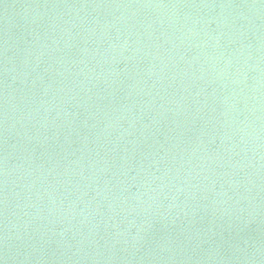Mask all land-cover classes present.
<instances>
[{
    "label": "water",
    "instance_id": "obj_1",
    "mask_svg": "<svg viewBox=\"0 0 264 264\" xmlns=\"http://www.w3.org/2000/svg\"><path fill=\"white\" fill-rule=\"evenodd\" d=\"M0 264H264V0H0Z\"/></svg>",
    "mask_w": 264,
    "mask_h": 264
}]
</instances>
